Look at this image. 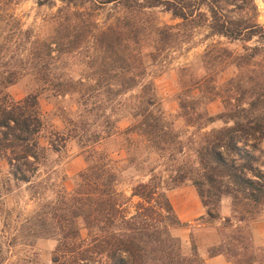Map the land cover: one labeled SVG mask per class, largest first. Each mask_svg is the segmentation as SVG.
<instances>
[{
  "label": "trees",
  "instance_id": "trees-1",
  "mask_svg": "<svg viewBox=\"0 0 264 264\" xmlns=\"http://www.w3.org/2000/svg\"><path fill=\"white\" fill-rule=\"evenodd\" d=\"M17 1L0 0V161L8 166L1 182L0 264H44L33 247L37 240L48 238L57 241L53 264H206L193 239L186 253L181 239L173 234L174 229L189 224L179 218L166 192L187 183L194 186L206 210L199 221L220 223V243L209 248V255H223L233 264H264V248L254 244L251 232V224L264 211V48L246 45L238 54L213 44L202 55L204 69L213 73L201 79L192 77L188 85L180 82L176 120L198 132L218 121L233 123L200 137L194 167L182 164L185 145L169 116L157 108L153 82L145 83L148 68L144 62L145 55L154 62L159 60L204 24L212 36L230 41L264 39L255 0H60L64 6L54 16L53 36L35 37L34 41H30L31 32L24 31L9 13ZM108 5L116 17L101 26L99 10ZM156 8L182 23L162 24L152 12ZM22 36L31 45L29 54L10 59L28 64L44 81L41 69L52 45L59 46L62 55H71L93 39L97 53L88 64L97 63L103 71L80 72L79 79L61 82L60 93L73 94L80 87L82 105L99 101L102 106L130 105L132 109L133 122L123 131L119 121L107 118L106 129L89 146H82L86 147L87 167L77 174L73 190L62 186L52 190L49 198L45 195L55 187L52 177L38 178L49 151L40 141L45 121L38 97L16 100L6 91L26 73L9 68L6 62ZM231 67L238 75L218 86L215 72ZM138 87L141 91L131 96L130 103L120 100ZM216 100L224 110L211 115L208 105ZM120 134L131 145L139 144L169 164L167 180L159 179L155 168L137 169L149 180L132 187L131 199L136 201L131 206L117 189L116 162L96 147ZM59 139L55 136L49 141L56 152L65 147L58 145ZM12 186L18 191L25 187L36 204L27 216L7 207ZM223 196L231 198L234 216L222 221L219 207Z\"/></svg>",
  "mask_w": 264,
  "mask_h": 264
},
{
  "label": "rangeland",
  "instance_id": "rangeland-1",
  "mask_svg": "<svg viewBox=\"0 0 264 264\" xmlns=\"http://www.w3.org/2000/svg\"><path fill=\"white\" fill-rule=\"evenodd\" d=\"M255 3L259 11L258 23L264 26V0H255ZM63 6L64 4L60 0H18L9 13L19 20L24 31L29 30L31 32L30 36L32 38L30 41H34L35 37L45 39L53 36L55 28L54 16L58 9ZM152 12L155 13L162 24L176 25L182 23V20L174 19L170 13L162 8L153 9ZM99 14L100 17L98 18L101 26H104V22L107 19L110 22L116 17L112 5L100 9ZM182 33H184L183 30ZM190 34L191 36L187 42L169 49L159 60L154 62L150 56L145 55L144 62L148 68L145 83L153 82L152 89L157 99V108H160L166 116H169V122L174 123L173 128L176 133L181 135L185 145L186 157L183 159L182 164L187 167H194L197 163L194 149L197 147L200 137L212 129H221L231 126L233 123L225 124L222 121H218L198 132L196 127L187 126L183 120H176L179 110L178 95L182 87L180 82L183 81V83L185 82L188 85L192 77L201 79L213 73L206 72L202 62V55L209 46L219 43L223 47L239 54L244 52L246 45L264 48V39L254 38L251 42L230 41L223 37L212 36L207 24L193 29ZM15 42L16 39H13L12 43ZM16 45L19 46L13 48L15 53L12 54L11 52L13 51H11L7 55V66L9 68L15 67L20 72L26 73L14 84L10 85L6 91L16 100H22L29 95H37L38 97L45 121V129L41 134L40 141L42 145L49 148L46 161L40 165L38 178L43 180L49 176L52 177L51 184H55V187L46 191L45 196L49 198L54 194L52 190H59L62 186L68 191L73 190L77 174L87 167L86 147L83 148L82 146L83 144L84 146H89L95 140V137L106 129L107 118L119 121L118 127L120 131H123L126 126L133 122L129 114L132 109L129 108L130 105L126 107L119 104L109 105V107L102 106L99 101L82 105L80 103V87L73 94L62 95L60 93V89H62L61 82H66L69 78L79 79L80 72L103 71V68L99 67L97 63L92 66L88 64L90 60L96 58L97 51L93 39L83 44L79 50L71 55H62L59 53V46L52 45V52L47 58L45 66L41 69V72H45L46 81L36 75V70L34 71L28 64L11 61V56L16 58L20 56L22 58L25 55L26 57L31 48L29 40L25 36H22ZM183 68L188 71L182 72ZM215 73H217L215 79L218 86H222L227 80L238 75L239 72H236L231 67L225 72ZM140 91L141 87H138L121 97L120 100L130 103L131 96L140 93ZM208 110L211 115L220 114L224 110L223 104L220 100H216L208 105ZM55 136L60 138L58 145L65 146L59 152L49 147L50 139H55ZM64 139L65 142L63 141ZM127 142V136L120 134L119 136L102 140L96 147L107 152L116 162L115 168L119 171L117 189L124 200L129 201V206H131L136 201L131 199L132 187L142 180H149V177H144L137 169L143 166L155 168L154 174L159 179L167 180L169 178L167 171L169 164H166L164 160H159L157 155L149 153L141 145L138 144L136 147ZM135 159V163H132L131 160ZM140 162H142V165L138 166ZM7 172V164L0 161V203L4 201L1 182ZM186 187H191L193 194L187 191L186 194L179 196L178 189ZM12 189L14 192L7 200V207H15V214L21 213L23 217L27 216L36 208V204L30 200V194L25 187L20 191L15 190L14 186H12ZM194 190H196L194 186L187 183L176 189L167 190L166 193L174 206L182 202L181 198L185 200H191L194 197L199 198L197 191ZM226 201L228 203H225ZM228 204L231 212L226 215L223 213V208L228 206ZM0 207H2V204H0ZM219 212L222 221L223 218H233L232 200L229 196L222 197ZM257 221H264V211L260 214ZM182 222L189 225L174 229L173 234L181 239L186 253H189L191 239L194 240L197 246L198 244L203 246L219 236V221L206 225L199 221V218L191 222ZM1 223L2 217L0 213V225ZM81 232L83 236L86 235L84 229ZM56 246L57 241L53 238L39 239L34 244L33 250L38 253L42 263L53 264L52 254Z\"/></svg>",
  "mask_w": 264,
  "mask_h": 264
},
{
  "label": "crops",
  "instance_id": "crops-1",
  "mask_svg": "<svg viewBox=\"0 0 264 264\" xmlns=\"http://www.w3.org/2000/svg\"><path fill=\"white\" fill-rule=\"evenodd\" d=\"M188 189V190H187ZM193 194L191 187H186L183 189H178V195H184L187 193ZM196 191V190H194ZM182 202L179 205H174L177 213L179 214L182 221L191 222L196 218L203 216L206 213L205 208L202 203H200V198L194 197L191 200H185L181 198ZM225 203H228L227 201ZM231 212V208L228 206L223 208V213L228 215ZM251 232L254 244L257 247L264 248V221H257L251 224ZM220 243V237H215L211 242H208L206 245L198 244V252L200 256L204 259L206 264H233L228 261V259L223 255H218L211 257L208 253V250L212 246H216ZM259 264V263H255Z\"/></svg>",
  "mask_w": 264,
  "mask_h": 264
}]
</instances>
